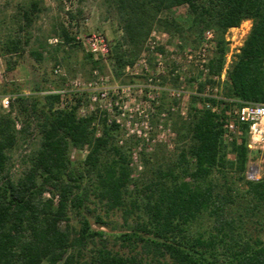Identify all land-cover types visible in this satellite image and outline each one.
Returning <instances> with one entry per match:
<instances>
[{
    "label": "trees",
    "instance_id": "trees-1",
    "mask_svg": "<svg viewBox=\"0 0 264 264\" xmlns=\"http://www.w3.org/2000/svg\"><path fill=\"white\" fill-rule=\"evenodd\" d=\"M106 1L121 25L122 40L108 54L120 69L132 62L129 52L140 50L153 26L180 31L187 24L200 33L214 31L209 72L219 74L225 31L246 19L251 27L218 98L201 95L212 79L198 83L187 117L172 121L182 145L172 154L160 155L159 147L143 151L138 179L127 144L118 142L119 126L107 124L101 113L78 115L80 98L60 106L57 93L14 94L8 109L0 108V264H264V174H245L248 124L239 143L223 137L232 105L264 103V0ZM180 5L188 7L185 19L161 15ZM40 10L38 0L21 10L18 32L3 43L6 54L24 52ZM58 29L56 43L77 45L62 23ZM29 52L41 58L37 48ZM85 56L92 68L99 63L91 53ZM205 100L218 111L199 107ZM32 119L38 145L13 176L11 151L32 133ZM84 147L82 159L72 157L73 148ZM116 217L124 229H101L115 225Z\"/></svg>",
    "mask_w": 264,
    "mask_h": 264
},
{
    "label": "rangeland",
    "instance_id": "rangeland-1",
    "mask_svg": "<svg viewBox=\"0 0 264 264\" xmlns=\"http://www.w3.org/2000/svg\"><path fill=\"white\" fill-rule=\"evenodd\" d=\"M31 1L0 0V101L5 96L12 100L14 94L43 95L50 93L51 90L62 87L67 78L91 79L94 69L101 75L106 76L110 85H140L146 83L138 60L142 57L146 58L149 68L154 70V55L149 50L150 34L144 40L140 50H133L132 48L131 52H129L130 58L133 59L129 65L136 64L135 69L139 71V74H130V72L120 69L110 56H106L103 59L94 58L92 55L93 59L99 60L97 66L92 68L91 63L85 56L89 52L86 50L83 41L92 34L103 36L110 45V52L122 40V30L118 16L115 10L108 6L106 0H38L41 10L36 14L30 28H28L31 34L29 45L24 46L25 50L20 54H6L3 50V43L8 36L18 32V27L22 23L21 10L29 6ZM69 11L73 14L72 18L68 13ZM187 13V5H180L170 11L162 12L161 15H172L177 19H185ZM60 23L69 30L71 35L78 39L76 46H71L62 40H59L58 43L50 41L54 38V31L58 32ZM250 27L251 20L243 23L242 28L244 30L248 28L249 31ZM152 30L157 34L162 31L166 32V36L159 40L162 44L158 45L157 50H164L166 57L173 53L175 57H179L183 61L179 64V68L172 59L167 60V75L162 78L161 84L172 88H178L182 85L184 91L189 93V95L185 93L184 97L178 100L170 96L168 92H165L161 94L157 100L158 102L150 103V107L147 108L150 127L148 130L150 139L148 141L134 135H127L126 131L120 128L117 139L120 144H127V154H129L130 166L133 171L132 177L134 179H138L144 171L143 161L141 160L143 151L152 153L159 147L158 153L160 155L172 154L177 152L178 147L182 145L183 141L177 138L172 121L176 115L183 118L187 117L190 96L197 93L198 83L200 82H195V78H193L198 75L196 68L190 67L187 71L183 70L182 66L184 63V52L187 49L195 50L198 48L203 38V32L200 33L195 29L188 28L187 24L180 31H168L158 26H153ZM239 32L233 31V44L236 41L244 40L247 35L241 38ZM225 34H228L229 37L231 36V33L227 30ZM229 43L230 41L227 42V51L229 50ZM32 48H37L41 51L40 59H36L30 54L29 51ZM214 50L211 52L210 57L214 55ZM7 60L10 63H7ZM55 64L61 66L64 74L55 75L53 73L52 69ZM180 75L183 77L182 81L178 79ZM207 79L208 77L204 82ZM212 84L214 82L206 83L205 86L208 85L210 87ZM218 84L220 87L218 95H220L223 82ZM205 86L203 90L206 89ZM81 98L80 100L85 105L87 102L86 97L83 96ZM139 99L138 95H135L134 100L138 101ZM198 105L202 107L203 102ZM152 107L153 109H151ZM171 107H174V110ZM0 108L7 109L1 106V102ZM162 112L166 113L164 121H161L162 116L160 113ZM17 122L20 127V121L17 120ZM95 123H98L97 126L101 127L98 120ZM165 127H170L174 134H167L164 131L163 136H161ZM99 130L98 132H100ZM38 140L37 127L32 119V133L24 140L18 141L16 147L11 151V173L13 176H18L22 172L25 167L26 155L38 145ZM250 152L247 169L253 166L258 172V177H260L264 174V148L253 149ZM86 153L87 148L86 151L84 148H73L71 150L72 157L78 159H82ZM228 156L233 157L231 153ZM238 188H243V185L238 184ZM46 195H49V193H46ZM71 216L70 222L76 224V218L73 213ZM114 221L116 223L112 227H101V229L108 233H116L124 229V227H121L119 218L116 217ZM92 226L97 228L95 224Z\"/></svg>",
    "mask_w": 264,
    "mask_h": 264
},
{
    "label": "built area",
    "instance_id": "built-area-1",
    "mask_svg": "<svg viewBox=\"0 0 264 264\" xmlns=\"http://www.w3.org/2000/svg\"><path fill=\"white\" fill-rule=\"evenodd\" d=\"M245 22H249V19L243 20L239 25L227 29L231 33V36L229 37L228 34H225L224 38L227 42L230 41L229 50L225 53L224 65L219 74H210L209 72L210 54L216 48L215 33L212 29H205L203 31V38L197 49H187L184 52L182 69L188 71L190 67L196 68L198 75L193 77L195 78V82H204L207 77L214 82L210 87L208 85L205 86L206 89L201 92L203 97L218 98L220 89L218 83L225 80L230 62L239 52L244 42V40H239L233 44V31H240V37L243 38L248 32V28L245 30L242 28ZM159 33L157 34L152 30L149 38V50L154 55V70L149 68L146 58L142 57L138 60L146 83L140 85H110L108 78L94 69L91 79L80 77L67 78L62 87L50 92L59 95L61 106L70 104L75 99L85 96L87 102L84 105L82 100H80L77 109L78 115L87 116L91 113H101L106 117L107 124L114 123L119 128L124 129L127 135H134L148 141L150 139L148 135L150 127L147 108L150 107V103L158 102L157 100L161 94L165 92H168L170 96L178 100L184 97L185 93L189 95V93L184 91L182 85L178 88H172L161 84L162 78L167 75V60L172 59L178 67L183 61L179 57H175L173 53H170L169 57H166L164 50H157L158 45L162 44L159 40L166 36V32L164 31ZM50 41L57 42V39L53 38ZM83 44L94 58L104 59L110 53V45L101 35L92 34L84 39ZM135 66L136 64H126L123 70L130 72V74H139ZM52 70L55 75L64 74L59 64H55ZM178 79L182 81L183 77L180 75ZM135 95H138L140 98L138 101L134 100ZM10 100L8 96L3 97L0 101L1 106L8 109ZM203 106L210 107L212 111L217 112V107L210 106L207 100L204 101ZM171 109L174 110V107H171ZM182 113L185 114L184 111ZM160 114L162 116L161 121H164L166 113L162 112ZM225 115L223 137L226 141L235 140L239 143L245 132L243 124H248L246 130L248 135L247 148L250 151L264 148V103H248L241 106L235 104L230 107ZM94 124L96 123L94 122ZM16 125L19 127L18 122ZM164 131L167 134H174V131L170 127H165L161 136H163ZM99 133L97 130V134ZM86 148L84 147L85 151ZM246 177L248 179L258 178V172L253 166L248 167L246 170Z\"/></svg>",
    "mask_w": 264,
    "mask_h": 264
}]
</instances>
